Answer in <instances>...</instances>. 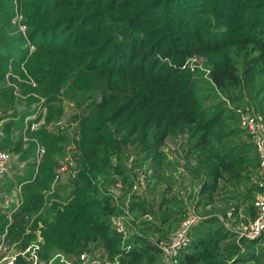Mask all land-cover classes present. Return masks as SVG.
I'll list each match as a JSON object with an SVG mask.
<instances>
[{
	"label": "trees",
	"instance_id": "16d2710c",
	"mask_svg": "<svg viewBox=\"0 0 264 264\" xmlns=\"http://www.w3.org/2000/svg\"><path fill=\"white\" fill-rule=\"evenodd\" d=\"M16 8L34 48L5 32L12 2L0 0V119L6 118L0 147L15 155L10 175L0 179V204L1 193L17 186L20 196L14 210L13 203L0 205V233L6 229L9 241L23 248L40 220L42 258L60 251L87 264L79 252L92 257L104 248L106 260L97 264H166L159 244L189 212L175 186L189 177L198 181L200 213L169 264H264V234L237 235L238 225L254 217L260 189L251 181L257 156L235 110L264 113V0H20ZM191 55L201 62L188 66ZM35 94L45 96L44 104L58 101L46 104L53 120L63 101L71 102L83 128L75 167L85 164L87 174L68 176L46 195L64 149L56 144L61 132L23 127L26 115L39 114ZM178 135L183 162L162 147ZM36 142L45 153L32 177ZM173 164L182 169L180 179ZM134 168L142 170L151 198L130 189L140 182ZM129 190L122 238L110 217L123 211ZM40 207L29 222L25 215ZM12 264L29 262L16 256Z\"/></svg>",
	"mask_w": 264,
	"mask_h": 264
},
{
	"label": "built area",
	"instance_id": "2783aa9c",
	"mask_svg": "<svg viewBox=\"0 0 264 264\" xmlns=\"http://www.w3.org/2000/svg\"><path fill=\"white\" fill-rule=\"evenodd\" d=\"M235 110L238 114L239 126L242 128L244 134L249 135L250 141L252 142L255 154L257 156V173L251 177V181L255 183L256 186L260 189L259 195L253 200L255 215L247 222H241L238 225L237 235L255 237L260 234H264V113L258 110H252L247 107H237ZM42 122L43 117L40 114H37V111H35L25 116L23 127L34 130L37 129L42 124ZM57 124L60 127L59 131L61 132L65 131V129H68V127H63L62 123ZM70 136L72 135L70 134ZM23 138H25V136H23ZM74 151L75 143L71 138L64 148V153L55 157V159L57 160V166L54 168L49 186L44 190L45 195L59 191L56 187L61 182L60 179L62 175H65L67 178L68 176H73L76 172L79 171V168L75 167L78 156ZM44 153L45 146L40 142H36L34 154L32 157L34 166L32 177L36 173L38 165L41 162ZM14 158L15 155H13L7 149L0 147V179H2L6 175H10L13 164L12 160L14 161ZM119 186L120 183L118 181L116 182V187ZM136 187L137 181L135 180L132 183L130 189L133 190ZM18 190L19 188L17 186L16 188L11 189L9 192H2V201L0 205L5 208L9 203H13L14 206L12 210H14L20 203L19 193L16 194ZM111 191L116 193L114 189H112ZM129 194L130 190L126 191L125 196L122 200L121 208L123 211L110 217V221L114 230L120 232L122 238L126 235L124 222L130 215L126 209ZM113 197L115 198L116 195L113 194ZM50 199H52V197ZM47 202L49 203V201ZM41 211L42 207L38 208L35 213L31 215H25V217L28 218L29 222H31L35 214L40 213ZM227 213L229 214L230 211H228ZM8 215L10 216L9 213ZM9 216L8 218L9 220H11ZM198 217L199 215L193 212H188L187 215L179 222L177 228L173 231L169 240L159 244L166 264L174 261L175 254L177 253L178 249L187 244L189 240L188 229L190 225L198 219ZM41 225L42 223L40 222V220H38L37 227L35 229V238L29 240V242L23 248L17 247L14 240L9 241L8 236H6V229L3 230L0 233V261H3V264H12L16 256H22L29 262V264H50L55 258H58V260L63 264H77L75 262H72L71 259L65 257L60 251L53 252L47 259H40L41 256L38 252V242L41 240V235L39 232V226ZM27 230L28 227L25 228V231ZM95 256L89 257L84 251L79 252L77 255L79 260L83 262L86 261L87 264L99 263V260H97ZM104 264H106V262Z\"/></svg>",
	"mask_w": 264,
	"mask_h": 264
},
{
	"label": "rangeland",
	"instance_id": "374dc122",
	"mask_svg": "<svg viewBox=\"0 0 264 264\" xmlns=\"http://www.w3.org/2000/svg\"><path fill=\"white\" fill-rule=\"evenodd\" d=\"M10 1L12 2L13 16L11 17L9 22L6 23L7 27L4 28L5 32L7 34L15 33V34L21 35L22 38L19 39V42L17 44L19 46H27L28 50L31 51L34 48L33 44L31 43V41L27 37V29H26L27 27L25 26V24L22 21L21 11H20L19 8H16L19 5L20 0H10ZM201 58L202 57H200L199 55H191V56L187 57L185 63L188 66H192L193 64H196L197 62H198L197 64H199V62H201V60H200ZM13 76H17V75L13 74ZM16 79H17V81H19V80L21 81V79H19L17 77H16ZM6 82L10 86H14L15 87V85H17L16 81H14V80L7 79ZM26 82L29 83L31 86H34V83L31 82V80H26ZM35 96L37 98L36 101H35V106H36V109L38 108V110H40L39 114L43 117V122L37 129H34V130H38L40 127H43L46 131H50V130L54 131L55 130V132H56V130H57V132H61V131H59L60 127L58 126L57 123H62L63 127H68V129L67 130L65 129V131L61 132L62 133L61 134V138H59V140L56 141V144H58V146H60V148L62 147L64 149L66 147V144H68L69 139L72 138L73 142L75 143V151L74 152H76L77 156L79 157V155H81V151H80V148L77 146V141H79L80 138H81L83 128H82V124L79 122L80 115H78V116H74L73 115L75 112L78 113L79 109L77 107L73 106L71 102L63 101V104H64L63 105V109H64L63 113L57 118V120H53V118H47L45 116L47 114L46 104H47V102L57 104L58 101L50 99V100L46 101V104H44L43 102L45 100L44 99L45 96H43V95L41 96L40 94H35ZM99 99H100V97L98 99H95V100H99ZM94 113H95L94 109L88 111L89 115H92ZM4 120H6L5 117H3V119H0V126H2V123H3ZM70 122H71V124H70ZM105 125L106 126H105L104 129H107V126H108V128L110 127L109 131L114 136L118 137L114 127L112 128L110 126V124H108V123H106ZM34 130L28 129V131H30V132H32ZM117 130H119V129H117ZM0 134H2L1 130H0ZM70 134L72 136H70ZM28 135H30V134L28 133V134L25 135L26 139H28V137H29ZM181 144H183V136H181V135H178V136H175V137H170L169 136V137L165 138L162 147H163V149L167 150V152L169 153V155L172 158V160L183 162L180 159V155L182 153L181 148H180ZM129 148H130V146H129ZM173 166H175V167L173 168L174 170L172 171V173L174 174V176H176V180L180 179L179 178V174L182 171L181 167L177 166V164H173ZM79 172H83V173L87 174V167H86L85 164L82 163V165L79 167ZM134 172H136L137 176H139V178H140L142 170H138V169L134 168ZM65 179H66V176L62 175L60 180L61 181H65ZM89 179H90V182L92 183L94 178L91 175L89 177ZM139 181L140 182H138V185L135 188L136 191L140 192V194L142 196H144V197H146L148 199L151 198L152 192L148 191L144 187V183L142 182V178H140ZM175 186L177 188H179L180 190H182L181 191L182 193L181 192L180 193L183 194V196H185V203H186L185 206H186L187 210H189V212H193V213L194 212L195 213H200L199 211H197L195 209V205H194V201L197 198L196 190H197V187H198V181H196V182L195 181H191V179H189V177H187L182 182L181 181H177ZM114 191L118 192L117 189H114ZM219 201L221 202V200H219ZM221 205H222V202L219 205H216L217 207H214V208L218 209V208H220ZM17 243H18V241H16L15 245H17ZM100 250H101L102 253L100 252V255L99 254L96 255L95 258L97 260H100V261L104 262L106 260L105 259L106 257L104 256V248H102ZM40 259H47V258H41L40 257ZM2 262L3 261H0V264H3Z\"/></svg>",
	"mask_w": 264,
	"mask_h": 264
},
{
	"label": "water",
	"instance_id": "95a60500",
	"mask_svg": "<svg viewBox=\"0 0 264 264\" xmlns=\"http://www.w3.org/2000/svg\"><path fill=\"white\" fill-rule=\"evenodd\" d=\"M100 97V92L97 91L95 96H94V99H98ZM26 108V105H19L17 106V110H21V109H25Z\"/></svg>",
	"mask_w": 264,
	"mask_h": 264
},
{
	"label": "crops",
	"instance_id": "0c3cea01",
	"mask_svg": "<svg viewBox=\"0 0 264 264\" xmlns=\"http://www.w3.org/2000/svg\"><path fill=\"white\" fill-rule=\"evenodd\" d=\"M14 161H15V160H14ZM21 164H22V162H19V163H18V166L16 167V168H19V169H16V170H19L20 172L22 171V170L20 169V168H21V167H20ZM11 171H12V170H11Z\"/></svg>",
	"mask_w": 264,
	"mask_h": 264
}]
</instances>
